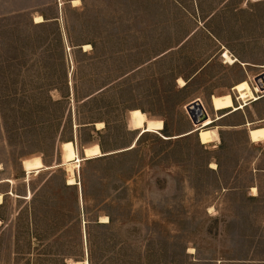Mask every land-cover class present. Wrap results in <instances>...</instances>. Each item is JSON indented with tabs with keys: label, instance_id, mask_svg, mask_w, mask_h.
<instances>
[{
	"label": "rangeland",
	"instance_id": "obj_1",
	"mask_svg": "<svg viewBox=\"0 0 264 264\" xmlns=\"http://www.w3.org/2000/svg\"><path fill=\"white\" fill-rule=\"evenodd\" d=\"M80 1L0 0V264L263 254L264 142L242 123L263 124L264 98L231 113L211 97L243 79L257 86L264 2ZM224 50L239 61L226 63ZM197 99L220 142H200L185 108ZM142 113L164 129L142 130ZM95 143L101 157L68 165ZM22 160L27 173L60 166L27 174Z\"/></svg>",
	"mask_w": 264,
	"mask_h": 264
},
{
	"label": "bare ground",
	"instance_id": "obj_2",
	"mask_svg": "<svg viewBox=\"0 0 264 264\" xmlns=\"http://www.w3.org/2000/svg\"><path fill=\"white\" fill-rule=\"evenodd\" d=\"M80 2H81L80 0H72V4L74 6L80 4ZM43 21H44L43 16L41 15L35 16L36 23H41ZM91 48L92 46L90 44L84 45V50H88ZM222 54H223L222 57L225 59L226 63L235 64L236 62L239 61L238 58L233 56L228 50H224ZM257 78L258 77H255V81L257 84L256 87H253L251 83L249 82V80H242L238 82L236 85H234L233 90L236 92L237 98H234V95L232 93H225L223 95H212L211 97L212 108L216 112H219L220 110H223V109H230L232 110V112L245 109L246 105L249 103V100H256L258 96L260 95L258 94V92L259 93L264 92V75L260 79H257ZM197 100H200V99H197ZM141 120L144 124V127L142 129L144 131L162 130L165 127L163 120L147 118L145 113L141 114ZM212 124H213V120L209 116V113H208V117L203 121V124L198 129V137L202 144L220 142L221 138L219 134V127L212 126ZM249 125L251 124L249 123ZM97 127L98 128L103 127V123H97ZM249 136L252 142H255V143L264 142V125H260V126L258 125L255 127H251L249 130ZM86 154H87V156H85L86 159L99 157L103 155L102 150L100 149L99 144L97 143L87 147ZM24 160H23V167L25 169ZM82 161L83 159H81V157L78 155L77 158H75L73 161H70L68 165L71 168L78 170L81 166ZM212 167H216V165L212 164ZM45 169H47L46 166H45ZM1 170H2V166L0 164V171ZM77 183L78 181L76 177H69L67 179V184L69 185H75ZM256 189L257 188H253V191H256ZM3 201H4V196L2 193H0V204H2ZM107 220H108L107 216L101 217L102 222H106ZM29 264H33V263H29ZM68 264H89V261L88 259H85L82 262L71 261Z\"/></svg>",
	"mask_w": 264,
	"mask_h": 264
},
{
	"label": "crops",
	"instance_id": "obj_3",
	"mask_svg": "<svg viewBox=\"0 0 264 264\" xmlns=\"http://www.w3.org/2000/svg\"><path fill=\"white\" fill-rule=\"evenodd\" d=\"M262 2H264V0H187L184 2H182L180 0L178 1L179 4H183V3L184 4L185 3L192 4L193 3V4H208V5H250L253 3H262ZM206 30L211 35V37H213L216 40L217 48H224V47L231 48V47H229V45L224 40L221 39V37H223L222 33H216L214 31H212L211 29H206ZM243 80H246V79H243ZM237 83H235L234 85H236ZM234 85L231 86L232 89H233ZM252 86L255 87L254 85H252ZM231 93H233L234 98H237V94L234 90ZM261 93L262 94L259 95L256 100H249V103L246 105L245 109L250 104H252L253 102H258L259 100L263 99L264 98V92H261ZM245 109H243V111ZM228 111H231V110L230 109H223V110H220L219 112H228ZM238 111H241V110H238ZM238 111H236V112H238ZM231 113H235V112H231ZM258 120H261L260 123H263L261 125H264V117H262L261 119L259 118ZM253 122H254V120L247 116V119L244 120L242 123L243 125L248 127V136H249L250 128L258 126V125H254ZM249 123H251V125H249ZM249 139H250V136H249ZM253 143H255V142H253ZM259 143H261V142H259ZM45 166L47 169L48 168L51 169V168H55L57 166H60V164L59 165H56V164L55 165H46L45 164ZM22 168L25 171V169L23 167V160H22ZM41 171H43V170H41ZM25 172L27 173V171H25ZM37 172H40V171H37ZM37 172H33V173H37ZM263 172H264V170H263ZM27 174H31V173H27ZM259 196H260V194H259ZM27 197L28 196H25L24 198L27 199ZM258 227H259V233H258L259 237L264 238V208H263V218H262V211H261V218H259ZM217 264H264V253L258 254L257 256H255L253 254H248V255L239 256V257H230V258L223 259L221 261H217Z\"/></svg>",
	"mask_w": 264,
	"mask_h": 264
},
{
	"label": "water",
	"instance_id": "obj_4",
	"mask_svg": "<svg viewBox=\"0 0 264 264\" xmlns=\"http://www.w3.org/2000/svg\"><path fill=\"white\" fill-rule=\"evenodd\" d=\"M264 73H262L261 75L257 76V79H260L261 77H263ZM190 116L192 118V121L195 124H202L203 121L208 117V113L207 110L205 109L203 103L200 100H194L192 101L191 107H187ZM179 137H183V136H179ZM178 137V138H179ZM105 155H109V154H105ZM87 160V159H85ZM60 163L56 164L59 165Z\"/></svg>",
	"mask_w": 264,
	"mask_h": 264
},
{
	"label": "built area",
	"instance_id": "obj_5",
	"mask_svg": "<svg viewBox=\"0 0 264 264\" xmlns=\"http://www.w3.org/2000/svg\"><path fill=\"white\" fill-rule=\"evenodd\" d=\"M191 104H192V102L188 103V104L185 106L186 111H187V113H188V115H189L190 118H191V116H190V113H189L187 107H188V108L191 107ZM191 120H192V118H191ZM192 122H193V121H192ZM202 124H203V123H202ZM202 124H195V123L193 122V125L201 126ZM1 224H2V220H1V218H0V225H1Z\"/></svg>",
	"mask_w": 264,
	"mask_h": 264
},
{
	"label": "trees",
	"instance_id": "obj_6",
	"mask_svg": "<svg viewBox=\"0 0 264 264\" xmlns=\"http://www.w3.org/2000/svg\"><path fill=\"white\" fill-rule=\"evenodd\" d=\"M42 16V15H41ZM45 21V20H44ZM43 21V22H44ZM42 23V22H41ZM165 126V125H164ZM66 141H70V140H66ZM66 141H64V142H66ZM63 143V142H62ZM100 146V145H99ZM101 147V146H100ZM102 150V149H101ZM102 153H104L103 151H102ZM99 157H101V156H99ZM83 158V157H82ZM95 158V157H94ZM85 159H83V161H84ZM87 160H91V158H89V159H87ZM44 162V161H43ZM44 165H45V163H44ZM44 170V169H43ZM39 171H41V170H39ZM35 172H37V171H35ZM31 173H33V172H31ZM38 173V172H37ZM71 186V185H70ZM106 216V215H105ZM107 222H109V219L106 221V222H104V223H107ZM84 261V260H83Z\"/></svg>",
	"mask_w": 264,
	"mask_h": 264
}]
</instances>
